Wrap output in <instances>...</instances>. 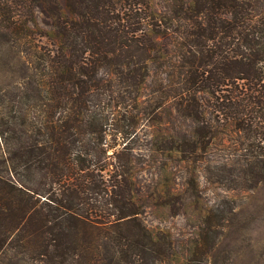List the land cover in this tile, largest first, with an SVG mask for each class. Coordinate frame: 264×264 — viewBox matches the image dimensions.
Returning <instances> with one entry per match:
<instances>
[{
  "label": "rangeland",
  "instance_id": "rangeland-1",
  "mask_svg": "<svg viewBox=\"0 0 264 264\" xmlns=\"http://www.w3.org/2000/svg\"><path fill=\"white\" fill-rule=\"evenodd\" d=\"M0 264H264V0H0Z\"/></svg>",
  "mask_w": 264,
  "mask_h": 264
}]
</instances>
